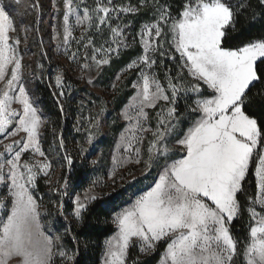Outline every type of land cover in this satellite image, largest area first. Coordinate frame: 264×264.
<instances>
[{
  "label": "snow or ice",
  "instance_id": "1",
  "mask_svg": "<svg viewBox=\"0 0 264 264\" xmlns=\"http://www.w3.org/2000/svg\"><path fill=\"white\" fill-rule=\"evenodd\" d=\"M259 3L264 6V0ZM63 4V48L70 60L83 50L82 69L92 63L97 68L107 65L113 54L130 47L126 33L131 22L123 23V18L141 15L142 9L152 14L138 33L142 53L126 66L138 72L133 85L136 96L123 114L131 135L121 136L127 155L113 157L110 177L133 155L136 163L142 162L139 145L150 133L144 163L149 171L156 169L157 178L112 216L116 232L105 242L103 264H128L131 248L138 246L141 253L150 255L161 244L165 247L158 264H234L240 241L231 225L242 214L238 197L249 175L254 178L255 193L247 198L244 264H264V126L249 111L259 104L264 112V95L257 94L259 100L249 96L256 83L264 82V34L233 43L230 31L247 10L244 0H139L138 5L95 0L94 7L82 8V14L76 0H63ZM77 26L82 28L79 39L73 34ZM14 30L10 13L0 3V133L5 140L20 137L10 143L0 140V184L8 190L0 196V264H54L56 256L71 264L75 256L63 248L61 236L47 234L40 220L35 183L43 175L51 185L52 161L41 147L45 120L25 87L23 56L18 51L21 41L11 35ZM59 36L58 32L54 38ZM95 36L106 38L97 46ZM73 42L77 49L70 52ZM164 58L180 62L175 76L167 69V87L154 71ZM185 71L194 83H182ZM55 87L58 91L53 95L63 112L62 72L55 77ZM181 96L187 116L178 110ZM161 101L165 107L156 113L153 129L146 109H156ZM13 103L21 109L13 108ZM87 142H93L91 134ZM59 146L64 148L62 135ZM173 149L178 150V159L173 158ZM29 154L32 159H23ZM63 160L69 175L58 188L50 187L60 196L61 209L74 164L68 154ZM97 199L92 187L83 195L75 194L74 218L81 221L88 205ZM133 264H140L139 259Z\"/></svg>",
  "mask_w": 264,
  "mask_h": 264
},
{
  "label": "trees",
  "instance_id": "2",
  "mask_svg": "<svg viewBox=\"0 0 264 264\" xmlns=\"http://www.w3.org/2000/svg\"><path fill=\"white\" fill-rule=\"evenodd\" d=\"M124 1L136 5L139 3V0ZM244 2L247 10L239 15L234 30L230 31V37L234 44L248 42L264 34V6L260 5L259 0H244ZM141 13V15L133 16L138 23L137 27L142 21L150 19V11L142 9ZM138 49L140 48L138 47ZM131 57V55L123 56L115 68L126 63ZM51 66L48 60L42 58V69L37 76L35 91L39 108L45 120L41 128V147L46 152L48 159L52 161L51 174L54 175L55 172H58V176L57 178L50 176L51 185L46 183L49 177L40 175L36 180L34 195L39 205L40 220L46 232L53 236H61L60 243L63 248L75 256V260L71 264H100L104 241L115 230V225L111 223L112 216L130 201L133 194L128 187L118 186V183H114V189L101 193L100 199L88 205L81 221H77L72 215L74 205L70 194L90 185L95 175L91 154L86 148V120L89 111L92 110V103L98 100L99 95L90 92L89 96L85 98L83 96V93L87 92L85 86L70 72L65 71L63 74L65 97L62 101L64 110L61 112L57 99L53 95V92L58 90L49 77ZM130 93L131 90L125 91L119 99L116 98L112 105L113 109L118 110ZM257 94L264 95V82L256 83L249 92L250 97L259 100L260 96ZM181 111H184V108H181ZM249 111L250 114H255L261 126H264V112L261 111L260 105L257 104ZM115 132L116 129L112 128L108 138L109 143ZM61 135L64 139V148L59 146ZM65 154L72 157L74 164L70 174L68 195L64 197L61 209L59 207L61 198L51 192L50 187L58 188L64 183L63 177L69 175V170L63 160ZM244 187V193L239 194L238 197L242 205V214L231 225L233 235L240 241L234 264H244L245 237L249 231L247 198L255 193L252 175L248 176ZM164 247L161 244L156 252L150 255L141 253L138 246L133 247L129 252L128 264H133L137 259L140 264H155ZM54 264H64V262L59 256H56Z\"/></svg>",
  "mask_w": 264,
  "mask_h": 264
},
{
  "label": "rangeland",
  "instance_id": "3",
  "mask_svg": "<svg viewBox=\"0 0 264 264\" xmlns=\"http://www.w3.org/2000/svg\"><path fill=\"white\" fill-rule=\"evenodd\" d=\"M76 2L81 6V14L84 6L92 8L95 5V0H83L82 4L81 0H76ZM0 3L6 6V10L10 13L11 18L13 19L15 30L11 35L14 38H19L21 41L18 46V51L23 56V79L25 87L28 89L29 95L33 99L38 102L35 84L39 71L42 69V58L48 60L52 65L49 77H51L50 80H52L53 84H55V77L58 73L62 72L64 74L65 71H68L85 86L87 90V92L83 93L85 98L89 96L90 92L99 95L98 100L92 103V110L89 111L88 118L91 117L92 119L91 126L89 124V119L87 118L86 120L87 137L89 134L93 136V142L91 144H89L86 139V148L91 154L92 162H96L94 164L95 175L90 185L80 191L70 194V199L72 200L73 205L75 194L83 195L87 189L92 187L94 194L99 196L105 191L114 189V183H118V186L128 187L133 194L130 201L123 207L128 206V204L135 200L138 195L147 191L149 186L153 185L154 180L157 178L156 169L153 168L149 171L144 163V161L148 160V143L152 139L150 133L144 138L143 143L139 145L142 149V162L136 163V157L133 155L131 159L127 160L122 166L116 169L114 176L110 177V173L113 170V157H123L127 155L124 153V149L121 146V136L131 135L128 131L130 125L128 121L124 119L123 114L129 111V105L133 102V98L136 96V89L133 85L138 79V72L128 71L126 66L130 61L141 55L142 48L139 43L138 33L141 25L149 20L142 21L137 27L138 23H136V18L132 15L123 18V23L131 22V26L126 33L130 47L122 49L119 55L113 54L110 58V63L107 65L97 68L96 65L92 63L89 69H82L81 65L85 63L82 59L83 50H81L80 56L77 57L76 60H70L68 55L65 54L63 48V0H20L19 3H17V0H0ZM128 3L130 2L114 0V4L126 5ZM131 4L136 5L134 3ZM151 15L150 12V17ZM58 32L60 33L59 38H54ZM93 32L94 30L87 34L91 35ZM81 33V27L77 26L74 28L73 34L77 39L80 38ZM105 38L106 37L104 36H95L97 46L101 45ZM168 40L170 41V37H168ZM41 41H43L42 44ZM168 46L169 44L166 42L164 47L168 48ZM138 47L140 49H138ZM76 49L77 45L73 42L70 52H75ZM42 53L46 55H42ZM125 55H131L132 57L126 63L115 68L118 66L117 62L122 60ZM157 59H159V57H157ZM179 64V59L171 61L168 58H164L163 65H158L154 69L162 85L167 87V79L165 75L167 69H171L172 75L175 76L179 70ZM118 76L119 79H117ZM128 81H130V83H128ZM182 83L185 85L194 83V81H192L187 75L186 71L182 73ZM114 84L115 87H113ZM0 88H3V82H0ZM128 90H131V93L127 99L118 110H114L112 105L115 99H119L124 92ZM204 90L205 92L210 91L207 89ZM192 99H195V97H192ZM191 102V100L187 101L189 104H191ZM12 107L18 110L21 109V106L18 103H13ZM37 107L39 108L38 103ZM164 107L165 104L161 101L156 109H146L149 112V123L153 129H155L157 123L156 113ZM181 108H184V111H181ZM178 110L181 114L187 116V113L185 112V97L183 96L180 98ZM112 128L116 129V132L112 137V141L109 143L108 138L111 135ZM21 135L23 134L21 133ZM19 138V136H16L9 137L5 140L3 139V134L0 133V140H2L3 143H10L13 139ZM172 143L173 141L170 140V148ZM0 151H3L2 144H0ZM173 152H176V155L173 158L178 159V150L173 149ZM23 159H32V157L29 154L23 157ZM35 159L39 160L41 158L37 156ZM50 176L52 178H57L58 172H55L53 175L50 170ZM93 182H96L95 185H93ZM7 191V188L3 184H0V196H5ZM115 232L116 228L104 241L100 264H103L104 260L105 242L108 238L113 236ZM46 233L52 235L48 232ZM163 250L155 264H158Z\"/></svg>",
  "mask_w": 264,
  "mask_h": 264
}]
</instances>
